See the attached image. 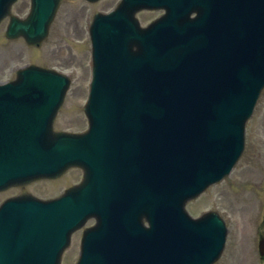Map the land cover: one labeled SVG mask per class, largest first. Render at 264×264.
I'll list each match as a JSON object with an SVG mask.
<instances>
[{
	"label": "rangeland",
	"instance_id": "1",
	"mask_svg": "<svg viewBox=\"0 0 264 264\" xmlns=\"http://www.w3.org/2000/svg\"><path fill=\"white\" fill-rule=\"evenodd\" d=\"M105 5L103 1L91 4L85 0H64L50 35L40 49L29 48L23 40H6L7 23L0 26V82L14 79L16 71L30 63L72 77L71 88L56 121L58 130L87 129L83 107L91 80L88 26L94 13L105 10ZM29 6L30 0H19L13 11L24 17ZM70 177L75 182L80 172L73 171ZM29 187L44 197L56 195L64 188L53 193L54 187L47 182H36ZM16 193L15 189L0 193V202ZM211 209L224 216L229 230L225 251L217 264H264L258 253V242L264 235V93L247 124L243 157L231 175L188 206L193 216ZM72 245L65 254V264H71L78 257V237L73 238Z\"/></svg>",
	"mask_w": 264,
	"mask_h": 264
},
{
	"label": "water",
	"instance_id": "2",
	"mask_svg": "<svg viewBox=\"0 0 264 264\" xmlns=\"http://www.w3.org/2000/svg\"><path fill=\"white\" fill-rule=\"evenodd\" d=\"M14 0H0V18L4 15H7L10 13V6L13 3ZM34 6H35V12H34V20L33 25L30 26V30L35 35H40L43 31V23L46 24L48 20V10L51 9L50 1L49 0H33ZM53 12V11H52ZM52 16V13H51ZM12 25H17V22L14 21ZM23 30V29H21ZM227 30V29H226ZM221 34L223 31H225L224 28L221 30ZM34 42V41H33ZM32 42V43H33ZM263 47L260 46L257 48L252 54L251 59H260L263 54ZM215 54L212 53L211 58H213ZM217 60L223 61L224 63L228 64H236L237 62H240L239 59H235L233 62H229L228 58L229 55L226 57H223L220 53L217 54ZM118 61L115 62H109V61H102L99 66L102 67V69L106 72V81L111 80H119V73L121 71L120 67L117 65ZM229 74L238 76L237 71L234 69H229ZM254 76L256 78L255 83L252 86L251 90H248L247 96H253L256 95L260 88V83L262 82V79L264 78V70L260 69L254 73ZM127 81L131 80L129 79L128 74L125 76ZM20 83L22 85L20 86H6L0 88V90H16L13 93L20 94L23 96V105L27 107L33 108V106L36 107H43L44 109H47V106L50 102L55 101L57 97L59 96V92L61 90L59 89V85H63V80L60 77H56L54 75H51L49 73H45L42 70L38 69H29L25 73H22L20 76ZM2 103V102H1ZM41 113V109H28V113L26 115H39ZM46 112L43 113V115L40 116L39 120L28 125L25 135H29L32 137L39 138L41 137V143L42 144H49L53 138H55L56 135H52L50 133L49 128V114L47 113V116L45 118ZM247 115L242 116L240 119L239 126L242 128V125L244 123V120L246 119ZM45 121V122H44ZM99 129L96 130V135L99 134ZM8 137V136H6ZM88 148L94 152H96V146L90 145L86 141ZM240 150V146H236V151L238 152ZM216 228V227H213ZM167 231L171 230H165L161 232V236L163 238H167L170 234L167 233ZM215 230H212V234ZM207 232L206 230H200V229H194V232L191 235H205ZM189 241L184 240L183 241V247L189 246ZM169 245V242L165 241V239L162 242V249H165Z\"/></svg>",
	"mask_w": 264,
	"mask_h": 264
},
{
	"label": "flooded vegetation",
	"instance_id": "3",
	"mask_svg": "<svg viewBox=\"0 0 264 264\" xmlns=\"http://www.w3.org/2000/svg\"><path fill=\"white\" fill-rule=\"evenodd\" d=\"M118 1H120V0H118Z\"/></svg>",
	"mask_w": 264,
	"mask_h": 264
}]
</instances>
